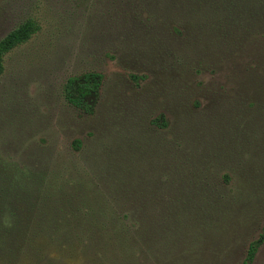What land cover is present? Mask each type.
Instances as JSON below:
<instances>
[{
	"label": "rangeland",
	"instance_id": "374dc122",
	"mask_svg": "<svg viewBox=\"0 0 264 264\" xmlns=\"http://www.w3.org/2000/svg\"><path fill=\"white\" fill-rule=\"evenodd\" d=\"M260 2L175 30L118 12L114 0H0V40L34 25L3 59L0 211L34 204L40 220L73 222L121 186L152 183L172 190L162 200L181 190L194 207L131 250L73 241L40 259L0 252V264L243 263L264 224ZM88 72L103 75L91 114L64 96L68 79ZM20 172L32 180L21 184ZM72 228L44 224L42 234L91 235ZM252 264H264V243Z\"/></svg>",
	"mask_w": 264,
	"mask_h": 264
},
{
	"label": "trees",
	"instance_id": "16d2710c",
	"mask_svg": "<svg viewBox=\"0 0 264 264\" xmlns=\"http://www.w3.org/2000/svg\"><path fill=\"white\" fill-rule=\"evenodd\" d=\"M117 3V11L135 17L145 16L149 24L161 23L162 26L172 29H189L193 26L202 25L208 20L211 14L235 12L243 0H114ZM261 1L260 8L264 10V0ZM126 6L124 7L123 6ZM128 12V13H127ZM34 25L28 23L12 30L8 35L0 40V76L3 73V59L17 45L26 42L32 35ZM103 75L96 72H88L78 77H71L64 86V96L66 100L75 108L91 114L94 105L100 97ZM76 148H81V142L75 141ZM20 183L31 181L32 178L24 172L19 173ZM156 181V180H155ZM157 178L156 182H159ZM36 187L41 185L38 180ZM152 186L153 183H152ZM145 191L136 189L133 192L124 186L117 189L112 199L103 200L97 208L86 209L76 221L71 222L72 217H63L64 221L46 222L37 216V206L31 204L22 212L11 214L2 208L0 213V252L14 251L19 256H24L27 251H34L37 259L46 251H53L57 248L71 247L73 241H83L98 244L104 248L130 249L137 247L140 240L148 236H155L164 229L165 221L177 222L193 214V206L185 203L181 192H177L178 200H162L168 193L169 197H174L172 190L167 186L159 191L158 187H152ZM129 189V190H128ZM188 198V196H186ZM160 198V201H159ZM4 209V210H3ZM95 209V210H92ZM10 213L7 214V213ZM25 213V215H22ZM134 219H131V217ZM48 224L54 230L60 232L64 227H73L74 230L85 229L90 232L86 239L78 236H70L72 232H67L66 236H59L55 239L44 236L43 226ZM111 232V237L102 240L101 234ZM110 234V233H109ZM102 241V242H101ZM264 243V224L259 237L249 245L247 256L242 264H252L255 257ZM140 245V244H139ZM58 246V247H55ZM54 247V248H53ZM131 250V249H130Z\"/></svg>",
	"mask_w": 264,
	"mask_h": 264
}]
</instances>
